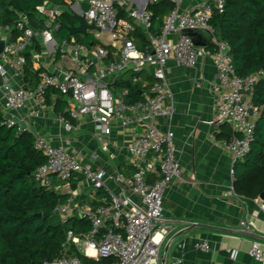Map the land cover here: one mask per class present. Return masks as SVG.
Returning a JSON list of instances; mask_svg holds the SVG:
<instances>
[{"label":"built area","instance_id":"built-area-1","mask_svg":"<svg viewBox=\"0 0 264 264\" xmlns=\"http://www.w3.org/2000/svg\"><path fill=\"white\" fill-rule=\"evenodd\" d=\"M159 1L45 2L36 8L40 27L31 26L20 15L16 27L22 32L12 40L10 28L0 26V39L9 38L0 53V114L7 127L31 132L34 148L45 156L34 170L33 179L50 190L70 193L83 177L100 193L94 206H80L70 196L57 204L54 214L62 223L76 216L86 219L90 226L81 236L67 230L62 254L41 264H100L102 259L107 264H160L162 245L170 230L163 222V196L172 181L180 177L174 133L171 129L162 131L155 122L156 118H172L176 111L167 80L170 60L195 67L202 55L211 58L215 69L210 84L216 93L214 122L218 126L227 124L231 129L225 141L231 177L233 165L249 151L261 111L252 103L253 89L264 79V69L245 76L236 73L228 42L218 38L209 24L213 9L221 10L225 0H202L187 8L180 7L181 0H168L172 8L157 26L149 6ZM64 13L76 19L77 24L82 17L87 25H93L94 29L89 28L86 33L93 36L96 44L86 45L74 36L57 37ZM183 28L207 29L211 33L207 46L210 49L195 46L188 35L181 33ZM141 31L146 37L144 49L137 47L135 37ZM102 36L107 42H102ZM34 38L59 65L53 71H43L34 86L17 84L14 80L23 75L24 53ZM150 46L153 52L149 51ZM125 73H129L132 83L146 87L140 92L142 99L130 102L126 87L114 88ZM143 73L151 80H143ZM49 90L74 102L67 109L71 119L86 116L105 136L111 134L114 120H119L120 126L144 125L127 146L134 170L124 174L117 169L107 172L81 165L68 149L36 135L21 111L27 104L34 108L44 106ZM64 124L71 127L67 121ZM240 224L244 226L245 222ZM70 243L89 260L67 254ZM195 247L210 250L205 238L197 240ZM248 253L258 264H264L262 241L251 239Z\"/></svg>","mask_w":264,"mask_h":264},{"label":"crops","instance_id":"crops-1","mask_svg":"<svg viewBox=\"0 0 264 264\" xmlns=\"http://www.w3.org/2000/svg\"><path fill=\"white\" fill-rule=\"evenodd\" d=\"M200 1L181 0L180 7L187 8ZM58 36L62 37L59 32ZM33 40L37 44V48L29 49L33 68L56 69L59 63L36 38ZM141 76L147 81L150 78L147 73ZM214 76L215 69L208 55L199 57L195 67H185L174 60L168 64L167 80L176 111L172 118H156L155 122L162 131L171 129L174 133L180 177L172 181L163 196V222L170 230L162 249L173 237L165 264H258L248 253L251 239H255L252 235L259 236L264 244V200L259 198L261 194L248 198L231 190L230 159L225 140L217 137L221 126L214 122L216 93L210 85ZM14 81L23 83V75ZM114 88L118 90L120 87ZM49 93L51 102L36 108L27 104L21 111L36 135L68 149L81 165L107 172L117 169L124 174L134 170L127 146L132 137L145 128L144 125L130 123L120 126V121L114 120L111 134L105 136L86 116L62 118L54 110L56 95ZM61 98L67 103L66 111L74 105L69 98ZM65 121L70 128L65 127ZM52 183L57 181L53 179ZM68 194L80 206H94L99 196L83 177ZM240 221L245 225L242 226ZM200 238L208 240L209 251L195 247Z\"/></svg>","mask_w":264,"mask_h":264},{"label":"trees","instance_id":"trees-1","mask_svg":"<svg viewBox=\"0 0 264 264\" xmlns=\"http://www.w3.org/2000/svg\"><path fill=\"white\" fill-rule=\"evenodd\" d=\"M45 2L60 4L65 0H0V26L10 28L12 40L22 32L16 27L20 15H24L31 26L40 27L36 8ZM171 8L172 3L168 0H160L149 6L157 26ZM76 24V19L62 14L59 34L69 37L67 28ZM209 24L218 38L228 42L230 56L239 76L264 69V0H225L221 10L213 9ZM135 37L137 47L144 49V33H136ZM75 38L86 45L96 44L89 33L77 34ZM32 47L37 48L34 40L24 53L23 81L27 86H34L44 71L43 68H33L29 51ZM114 86L126 87L130 102L142 99L140 92L146 88L142 84L132 83L129 73L123 74ZM49 92L56 95L54 110L62 118L68 119L67 103L56 90L48 91L46 103L51 102ZM252 103L261 108L254 138L247 154L233 165L232 180L235 194L248 198H255L264 192V79L254 86ZM2 121L0 114V264H41L62 254L67 230L81 236L90 224L76 216L64 223L59 220L54 208L69 194L50 190L33 179L34 170L45 161V156L34 148L31 132L18 131L16 126L7 127ZM230 135V127L223 124L217 137L227 141ZM66 253L74 254L83 261L89 260L72 243L68 245ZM98 263L107 264L108 261L102 259Z\"/></svg>","mask_w":264,"mask_h":264},{"label":"water","instance_id":"water-1","mask_svg":"<svg viewBox=\"0 0 264 264\" xmlns=\"http://www.w3.org/2000/svg\"><path fill=\"white\" fill-rule=\"evenodd\" d=\"M94 29L93 25H87L85 20L82 17L78 18V24L77 25H71L67 28L69 36H75L77 34H84L86 33L87 29ZM181 33L184 35H188L191 38L192 43L195 46H202V47H207L210 42H211V33L204 28H183L181 29ZM9 43V38L5 40L0 39V53L4 47V45ZM149 51L153 52L152 47H149ZM260 199L264 200V192L260 195ZM213 229H220V230H226V229H221L218 227H211ZM242 234L246 235L247 233ZM253 238L260 240L259 236L252 235ZM173 240V237H171L164 245L161 255H160V264H165L166 263V258H167V251L170 246L171 241Z\"/></svg>","mask_w":264,"mask_h":264},{"label":"rangeland","instance_id":"rangeland-1","mask_svg":"<svg viewBox=\"0 0 264 264\" xmlns=\"http://www.w3.org/2000/svg\"><path fill=\"white\" fill-rule=\"evenodd\" d=\"M83 9H86V5H83ZM102 42H107L106 36L101 37Z\"/></svg>","mask_w":264,"mask_h":264}]
</instances>
